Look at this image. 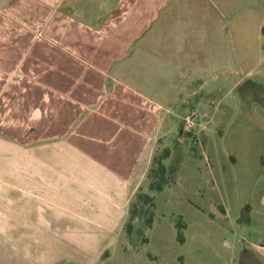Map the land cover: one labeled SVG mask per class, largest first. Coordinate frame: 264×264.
Wrapping results in <instances>:
<instances>
[{
  "label": "crops",
  "instance_id": "obj_1",
  "mask_svg": "<svg viewBox=\"0 0 264 264\" xmlns=\"http://www.w3.org/2000/svg\"><path fill=\"white\" fill-rule=\"evenodd\" d=\"M228 1L0 0V144L34 167L31 193L117 211L125 230L160 138L225 74ZM249 209L264 233V195Z\"/></svg>",
  "mask_w": 264,
  "mask_h": 264
},
{
  "label": "rangeland",
  "instance_id": "obj_2",
  "mask_svg": "<svg viewBox=\"0 0 264 264\" xmlns=\"http://www.w3.org/2000/svg\"><path fill=\"white\" fill-rule=\"evenodd\" d=\"M228 2L225 74L213 73L199 92V116L173 120L160 138L142 191L154 204L136 198L131 234L117 211L79 210L58 191L36 197L44 184L31 181L34 167L0 144V264H262L263 229L253 209H242L260 208L264 195V0ZM165 150L168 184L151 191Z\"/></svg>",
  "mask_w": 264,
  "mask_h": 264
},
{
  "label": "trees",
  "instance_id": "obj_3",
  "mask_svg": "<svg viewBox=\"0 0 264 264\" xmlns=\"http://www.w3.org/2000/svg\"><path fill=\"white\" fill-rule=\"evenodd\" d=\"M169 150H165L164 151V154H163V157L162 159H157L154 161H156L157 165L159 166L158 167V172H159V177L161 178V181H160V184H155V183H152L149 187V189L151 191H155V192H161L164 188V186H166L168 183L167 181L165 180V174L167 172L166 170V167L165 165L163 164V159H166L169 155ZM177 171V169H172L170 172V174H175ZM155 173V170L154 169H151V178H152V174ZM171 179H169L170 181ZM142 193V192H141ZM139 193L138 196L136 198H138L139 200H148L150 201V203L154 204V198L151 197L150 195L146 194V193H143L141 194ZM136 200V199H135ZM135 202H133V205H134ZM133 205H132V209H131V219H130V222H128L126 224V227H125V230L127 231L128 234H131L130 230H131V227H132V221L135 219V217H137V215L135 214V212L133 211ZM182 220V219H181ZM183 221V220H182ZM129 228V230H127ZM186 228V224H184V221L183 222H178L177 223V229H178V240L180 243H184L185 242V235H184V230Z\"/></svg>",
  "mask_w": 264,
  "mask_h": 264
}]
</instances>
